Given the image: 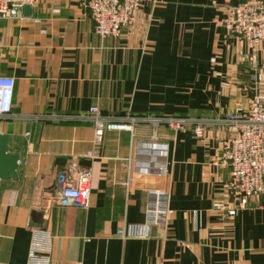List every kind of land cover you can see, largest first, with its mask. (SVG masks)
<instances>
[{
  "label": "crops",
  "instance_id": "obj_1",
  "mask_svg": "<svg viewBox=\"0 0 264 264\" xmlns=\"http://www.w3.org/2000/svg\"><path fill=\"white\" fill-rule=\"evenodd\" d=\"M88 1L40 0L30 15L0 19V76L15 79L0 134L21 152L18 179L0 182V264H264L258 200L234 218L216 211L230 169L219 159L226 128L212 122L256 91L264 100V42L254 82L246 44L217 23L245 0H143L117 37L95 32ZM92 106L206 124L198 137L192 124L141 123L133 134L106 131L96 146L92 123L77 118ZM153 135L168 145L164 176L128 161L132 143ZM74 169H90L87 208L59 203L57 175ZM154 189L169 194L167 224L148 239L118 237L145 221ZM33 212L40 224L30 227Z\"/></svg>",
  "mask_w": 264,
  "mask_h": 264
},
{
  "label": "built area",
  "instance_id": "obj_2",
  "mask_svg": "<svg viewBox=\"0 0 264 264\" xmlns=\"http://www.w3.org/2000/svg\"><path fill=\"white\" fill-rule=\"evenodd\" d=\"M40 0H0V19L22 17L26 6L34 7ZM143 0H89L87 3L95 32L101 37L120 36L124 29L136 25ZM227 33L239 38L247 46L243 55L249 67L256 73L258 55L264 42V0H245L228 6L217 21ZM258 81V78H257ZM15 89V79L0 76V119L10 115ZM92 123L94 144L100 145L106 131H129L141 123H150L154 129L162 124L170 129L194 126L198 137L203 136L205 121L183 117H160L104 114L98 106L77 117ZM59 120L60 117H53ZM212 123L226 128L220 140V161L230 169V179L226 183L227 200L216 206V211L234 218L246 209L251 199H257L264 209V100L255 93L248 107L239 106L232 113L214 120ZM128 161L134 163V172H155L160 176L167 173L168 145L157 141L153 135L150 141H134ZM93 155V151L88 153ZM90 169L64 170L58 173L56 185L59 203L65 207L87 208L91 192ZM130 180V178H129ZM169 194L162 189H154L149 194L146 219L143 223L127 225L117 231L123 239H148L155 227H163L168 221ZM33 255V252H31Z\"/></svg>",
  "mask_w": 264,
  "mask_h": 264
},
{
  "label": "water",
  "instance_id": "obj_3",
  "mask_svg": "<svg viewBox=\"0 0 264 264\" xmlns=\"http://www.w3.org/2000/svg\"><path fill=\"white\" fill-rule=\"evenodd\" d=\"M24 14L30 15L32 13V8L26 6L24 9ZM10 139L6 134H0V182L18 179V168L21 152L10 151ZM40 224L37 213H32V219L29 226H38Z\"/></svg>",
  "mask_w": 264,
  "mask_h": 264
},
{
  "label": "rangeland",
  "instance_id": "obj_4",
  "mask_svg": "<svg viewBox=\"0 0 264 264\" xmlns=\"http://www.w3.org/2000/svg\"><path fill=\"white\" fill-rule=\"evenodd\" d=\"M242 2H244V1H242ZM242 2H239V3H242ZM238 4V3H237ZM234 5V4H233ZM230 6V5H229ZM220 27V26H219ZM220 28H222V27H220ZM223 29V28H222ZM225 31V30H224ZM226 32V31H225ZM227 33V32H226ZM228 34H230V33H228ZM231 35V34H230ZM233 36V35H232ZM262 45V44H261ZM260 49H261V47H260ZM245 63L247 64V62L245 61ZM248 65V64H247ZM249 66V65H248ZM250 68V67H249ZM250 70H251V72H252V74H253V81L254 82H257V78L259 79V67H258V69H257V72L255 73L251 68H250ZM254 91H256V89L254 90ZM259 93L260 94V92L259 91H256L255 93ZM255 93L253 94V96L255 95ZM253 96H252V98H253ZM251 98V99H252Z\"/></svg>",
  "mask_w": 264,
  "mask_h": 264
}]
</instances>
